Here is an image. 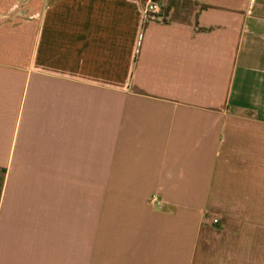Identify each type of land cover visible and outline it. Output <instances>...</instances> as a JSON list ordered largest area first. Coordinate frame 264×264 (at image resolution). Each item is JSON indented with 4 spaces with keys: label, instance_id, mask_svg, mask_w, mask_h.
Segmentation results:
<instances>
[{
    "label": "crops",
    "instance_id": "0c3cea01",
    "mask_svg": "<svg viewBox=\"0 0 264 264\" xmlns=\"http://www.w3.org/2000/svg\"><path fill=\"white\" fill-rule=\"evenodd\" d=\"M161 2L0 0V264H70L71 150L82 264H264V0Z\"/></svg>",
    "mask_w": 264,
    "mask_h": 264
},
{
    "label": "rangeland",
    "instance_id": "374dc122",
    "mask_svg": "<svg viewBox=\"0 0 264 264\" xmlns=\"http://www.w3.org/2000/svg\"><path fill=\"white\" fill-rule=\"evenodd\" d=\"M69 142L70 145L77 144L70 136ZM75 153L76 150L69 151V157L59 158L57 165L33 167V172L39 173L42 182L44 216L50 215L52 210L53 214L58 212L60 223L70 224V264H82L84 213L88 212L90 201L94 200L88 197L90 191L98 187L97 183L85 180L95 173L89 163L93 158L87 157L85 151L81 152L84 158L75 156ZM30 168L27 167L28 172Z\"/></svg>",
    "mask_w": 264,
    "mask_h": 264
},
{
    "label": "built area",
    "instance_id": "2783aa9c",
    "mask_svg": "<svg viewBox=\"0 0 264 264\" xmlns=\"http://www.w3.org/2000/svg\"><path fill=\"white\" fill-rule=\"evenodd\" d=\"M141 3L142 13L145 18L159 15L163 11L161 0H137Z\"/></svg>",
    "mask_w": 264,
    "mask_h": 264
}]
</instances>
